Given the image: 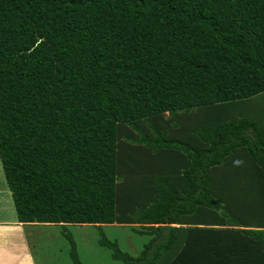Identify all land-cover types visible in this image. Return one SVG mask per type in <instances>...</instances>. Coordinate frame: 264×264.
<instances>
[{
    "label": "trees",
    "instance_id": "obj_1",
    "mask_svg": "<svg viewBox=\"0 0 264 264\" xmlns=\"http://www.w3.org/2000/svg\"><path fill=\"white\" fill-rule=\"evenodd\" d=\"M256 98L264 0H0L17 219L130 225L140 256L99 241L122 264H264V121L227 114ZM194 109L187 143L169 125Z\"/></svg>",
    "mask_w": 264,
    "mask_h": 264
},
{
    "label": "rangeland",
    "instance_id": "obj_2",
    "mask_svg": "<svg viewBox=\"0 0 264 264\" xmlns=\"http://www.w3.org/2000/svg\"><path fill=\"white\" fill-rule=\"evenodd\" d=\"M206 110L194 109L189 113L179 112L175 114V119L171 122L170 129L176 130V135L180 136L183 131L187 139H182L185 142H190L191 135L195 134L196 127L200 121L206 118ZM228 116L236 117L245 115L253 119H263L264 121V99L256 98L245 103L244 109L237 108L227 110ZM171 116L165 114V119ZM178 125V126H177ZM182 137L184 135H181ZM180 137V138H182ZM132 165V164H131ZM140 174L142 172L135 167ZM146 181V180H145ZM6 189L8 199L12 198L10 190L7 187V182L4 176L2 164L0 161V193L3 195ZM14 205V204H13ZM35 233L31 230L32 236L40 238L38 243L33 242L35 256L38 264H75L71 255L70 239L75 242L76 254L81 264H122V262L114 260L112 257L113 251L100 245L101 236H105L111 241H116L122 252L128 253L130 256H140L143 246L148 242V237L136 232L130 225L126 224H111L104 225L101 228L95 225H75L63 224L44 225ZM103 234V235H102Z\"/></svg>",
    "mask_w": 264,
    "mask_h": 264
},
{
    "label": "crops",
    "instance_id": "obj_3",
    "mask_svg": "<svg viewBox=\"0 0 264 264\" xmlns=\"http://www.w3.org/2000/svg\"><path fill=\"white\" fill-rule=\"evenodd\" d=\"M203 122L198 123L196 131ZM183 138L187 139L186 136ZM6 192L5 189L3 195L0 193V264H38L33 242L38 243L40 234L32 236L31 230L36 233L41 227L45 230V226L19 222L12 198L8 199Z\"/></svg>",
    "mask_w": 264,
    "mask_h": 264
}]
</instances>
